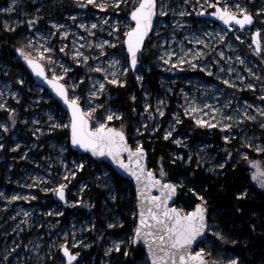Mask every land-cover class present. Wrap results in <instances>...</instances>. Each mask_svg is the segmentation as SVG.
I'll return each mask as SVG.
<instances>
[{
	"label": "rangeland",
	"instance_id": "1",
	"mask_svg": "<svg viewBox=\"0 0 264 264\" xmlns=\"http://www.w3.org/2000/svg\"><path fill=\"white\" fill-rule=\"evenodd\" d=\"M69 1L77 9L66 11L63 17L49 12L51 4L44 0H17L16 4H13V0H9L5 10L15 14L13 20L16 23L21 21L25 23L39 15L40 19L35 27L28 25L26 38L29 40L34 36L35 41L29 45L31 51L26 52L33 58H38L35 49L44 46L53 49L51 55L56 63H46L49 76L52 77L53 69L56 74H60L63 68H67L68 73L63 81L68 85L73 83L78 85L77 88L70 90V95H79L85 108L96 107L93 126L95 127L97 121L112 112L118 114L117 118L107 123L109 126L119 128L122 120L119 114L122 112L105 107V100H107L105 95L108 85L112 84L110 82L112 76L109 73L116 72L122 80H127L128 72L132 71L129 68V56L124 39L128 30L134 26L130 20V13L138 0H125L119 8L107 9L97 8L95 4L83 6L87 4V0ZM107 2L111 3V0ZM217 2L222 5L224 3L233 6L247 5L254 14L256 9L264 8V0H213V6L208 7V12L214 10ZM161 3L168 14L161 15L158 10L153 36L140 57L139 68L134 72L137 77L144 78L152 69L160 73L158 89L142 84L144 79L137 78L143 88L139 117L133 120V136L137 144L142 142L140 136L147 130L153 133L154 128L156 130L163 128L164 134L169 130H173L174 133L177 128V117L173 114L178 113L179 120L182 115L189 116L184 111L189 104L207 113L204 116L205 119L217 116L216 113L211 112V107H220L226 116H233L237 110L245 107L244 101H248L249 113L258 115L251 105L264 104V101L260 99L264 95V87H262L264 85L262 69L264 53L258 55L256 51H253L252 33L257 27H261V41L264 45V20L257 16V24L253 29L240 30L235 27L229 32L219 23L200 17L199 6L201 4L206 6L207 0H161ZM193 4L196 5L195 8ZM181 12L186 14L181 16ZM105 20L108 22L104 23ZM53 21L63 27L57 29ZM81 23H87L89 26L96 23L98 27L91 29L90 32L88 29L80 28ZM117 23L118 29L114 27ZM66 30L69 31L67 37L62 35ZM221 33L225 34L226 38ZM238 36L241 38L238 39ZM105 40L112 41L115 46L108 44L103 50L100 49L97 45ZM165 40L168 41L167 44H164ZM197 40L207 43H197ZM89 45L92 46L89 47ZM188 49H192V52L188 53ZM166 50L177 54L171 57L172 63L168 62ZM201 50L204 55H197ZM75 51H83L84 55L91 59L86 63L77 64L73 58ZM220 52H224V55L221 56ZM192 55H197L195 61L189 59ZM161 57L164 59H160ZM179 57H183L188 62L176 65L175 62ZM241 57L245 61L243 64L239 62ZM114 58L120 60L121 64L116 68H110L109 61ZM97 65L107 68L108 72L96 71ZM205 68H208V71H205ZM249 68L261 79L254 78L248 72ZM124 69L128 71L125 73ZM195 71L203 72L211 79H205ZM240 76L247 79L241 80ZM20 79L24 80V84L19 83L21 85L19 87L15 82H19ZM225 79L240 87L225 84L223 82ZM100 82L105 83L103 94L89 96L90 92L96 90L93 84L98 87ZM248 83H255L256 89H249ZM0 88L4 89L0 103L7 105L6 108H0L2 112L0 124H9L8 131L0 128V143L5 145L4 149L0 150V160H3L8 168L6 180L8 185L11 184L2 191L4 201L0 204V249L3 251L5 264H66L60 252V245L65 240L74 253L79 252L80 256L83 255L77 264H110L109 258L112 255L121 250L126 252L131 247H128V241L131 240L134 232H113V230H119L124 224L119 204L130 195L124 192V190L128 191V188L125 184L119 186L109 169L103 168L98 172L95 187L89 184L88 179L76 181L78 177L76 175L70 178L66 189L69 203L55 200L56 193L46 192L44 189L55 188L59 183L66 182L63 178L67 172L72 170L78 174L79 169L75 166L86 162L84 153L76 151V153H70L66 141L49 137L53 132L65 128L56 127L57 123L67 125L70 118L63 108L61 110L51 103V98L54 97L48 90L38 86L35 80L28 79L24 72H20L17 78L14 77L9 66L4 63H0ZM10 92L19 93L20 99L17 100L15 96L9 95ZM244 92H248L255 100L243 95ZM161 100L164 104L158 105V101ZM229 103L232 105L231 108L226 106ZM146 104L152 105L148 111L145 110ZM206 104L211 107H205ZM100 105L103 107H99ZM157 107L164 111V115L160 116L157 113L153 119L149 113L155 112ZM169 107L173 110L167 114ZM11 108L16 109L14 126L12 125L13 113L9 110ZM164 117H166L165 123ZM189 117L196 123V114ZM217 118L219 119L218 116ZM261 122L260 120L245 121L237 124L233 121L234 126L231 129L217 127L224 130L225 135L233 137L228 142L237 139L239 141L237 146L244 148L242 151L244 153L247 149L254 151L247 147L245 140L257 146L264 144V129L260 127ZM145 125H147L146 128ZM41 129L42 132L39 131ZM176 139H182L180 146L188 150L189 157L195 156L197 161L203 165L209 164L211 169H220L218 165L223 162L215 160L206 144L195 146L188 144L184 137ZM17 143L21 145L20 148L15 147ZM253 160L260 161L264 166V157L253 158L248 154L246 164L250 169L251 179L252 173L256 170L255 165L251 163ZM252 181L259 186L256 180L252 179ZM84 185H87V188ZM12 196H19L20 199L12 200L10 199ZM113 196L116 199H113ZM74 200H82L83 203L73 205L71 201ZM67 211H69L68 214ZM55 213H62V215ZM110 224L115 227H109ZM120 241L125 243L117 251L113 245ZM203 247L210 250V258L223 257V253H216L212 238L207 239ZM109 248H112L111 252L108 251ZM233 256H235L233 252H228L223 258L228 259Z\"/></svg>",
	"mask_w": 264,
	"mask_h": 264
},
{
	"label": "snow or ice",
	"instance_id": "2",
	"mask_svg": "<svg viewBox=\"0 0 264 264\" xmlns=\"http://www.w3.org/2000/svg\"><path fill=\"white\" fill-rule=\"evenodd\" d=\"M17 0H13V4H16ZM125 0H111V3H108L107 0H87V4L83 6H87L89 4H95L97 8L107 9L109 7L119 8L121 4H123ZM194 8L195 4L192 5ZM213 6V0H207V5L201 4L199 6V13L205 14L208 11V7ZM214 7L216 11L212 12V16L218 17L222 20L228 27H234L238 25L240 28H243L247 25H253L256 21V17L260 16L262 20H264V8L256 9V13L254 14L252 11L248 9L247 5L235 4L229 5L224 3L223 5L219 2L215 3ZM158 10L161 15H167L168 12L162 6L161 0H138L136 6L131 11V17L135 21V26L131 27L128 32L125 34L127 39L125 43L127 44V54L130 56L129 68L136 69L137 65L140 63V57L143 55L145 38L148 36L149 32L152 31L153 28V19L157 16ZM39 11V10H37ZM185 12H181L180 15H185ZM190 15L191 13H187ZM39 15L33 17L32 20H29L28 23L35 27L36 23L39 22ZM75 19V17H73ZM108 21L105 20L104 23ZM20 23H23L21 21ZM57 29L62 28L63 26L60 24H56L55 21L52 22ZM6 27L9 25L6 23ZM80 28L88 29L91 32V29H95L98 27L96 23H92L90 26L87 23H81ZM115 28H119V24H115ZM9 30L14 31V27H9ZM63 36L67 37L69 35V31H63ZM95 35V33H92ZM222 36L226 38V35L221 33ZM262 35V28L257 27L254 33L256 37V45L253 51H256L258 55L264 53V45H262L260 37ZM240 39L241 37H237ZM47 39V37H45ZM35 41V37L33 36L28 40V44H33ZM197 43H207L206 41L197 40ZM168 41L165 40L164 44H167ZM111 44L113 47L115 44L112 41L105 40L99 45H97L100 49H104L105 45ZM92 45H89L91 47ZM66 47V46H65ZM231 47V45H229ZM38 54V58H33L32 55L25 51L22 47L18 51H20L23 55V58L28 62L29 65L36 71V73L42 77H44L48 83L54 88L56 93L62 97L65 102L71 107V115L72 118L67 125L64 124H56V127H68L71 130V143L75 145H80L85 149H90L96 155H105L108 154L115 161V163L122 168L126 169L129 173H131L138 185H140V212H139V223L134 230L133 236L130 241H128V247L132 244H137L141 240L147 243L148 253L150 254V264H242L241 257L239 255H235L231 258L224 259L221 257L220 259H214L211 257V252L206 247H199L198 242H201L205 237L206 233H212L214 238H218L219 241L225 243H231L236 245L241 243L240 240L236 238L230 237L222 228L214 227L209 222V213L206 207V200L200 194L196 193V195L202 201L201 204L197 205L196 208L192 211H185L183 208L176 207L174 197L177 195L178 188L183 187V183H174L170 179H166L167 173L163 170V166L161 165L160 173L157 175L156 171L153 169H149L146 166V155L147 152L143 147L142 142L137 144V147L133 149L131 145L128 144V138L126 133L122 128L117 129L116 127H110L108 125V121H112L117 118L116 113L109 112L105 117L101 120L97 121L96 126L92 127V121L95 119L96 107L89 106L85 108L81 104V97L79 95L72 94L70 96V90L78 87L76 83L68 85L63 81L64 76L67 75L68 69L63 68V71L60 74H56L55 69L52 70L53 75L49 78L46 63H56L53 56L51 55L53 49L44 46L42 48L35 49ZM192 49H188V53H191ZM165 55L168 57V62L172 63L171 57L176 56L175 52H168L166 50ZM197 55L203 56L204 52L201 50ZM197 55H192L189 57L190 60L195 61L197 59ZM220 55L223 56L224 52H220ZM73 58L77 64L86 63L91 57L85 56L83 51H75L73 52ZM160 59H164L161 57ZM231 59V57H229ZM183 57H179L176 60V65H183L187 63ZM241 64L245 63L244 59L241 57ZM121 61L118 59H113L109 61L110 68H116L120 66ZM194 67L198 65H193ZM63 67V66H62ZM96 71L100 72H108L107 68L101 67L97 65ZM208 71V68L204 69ZM125 73L128 69L123 70ZM232 71V69H229ZM248 72L256 79H261V77H257L255 72H252V69L249 68ZM112 76L111 83L120 85L126 84V79H121L120 75L116 72L109 73ZM139 80H143V76L137 77ZM83 79V78H81ZM239 79L246 80L247 78L244 76H240ZM225 84H232L233 87L239 88L238 84H234L232 81L225 79L223 81ZM20 84H24V80H19ZM93 87L96 89L89 93V96H98L103 94V90L105 89V83L100 82L98 87L96 84H93ZM247 87L249 89H256L257 85L255 83H248ZM264 87V85H262ZM4 95V89L0 88V97ZM9 95L15 96L17 100L20 99L19 93L10 92ZM147 95V93H146ZM136 97L132 96V100H135ZM262 101H264V95L260 97ZM245 107L243 109L237 110V113L233 116H226L223 110L220 107H211L210 105H205V107H211V112L216 113L217 116H212L210 119H205L204 116L207 113H203L202 109L193 104H189L188 107L184 109L185 113L189 116H193L196 114V123L198 125H203L206 127H222L224 129H231L233 125V121L237 122V124L245 121H253L256 122L258 120L262 121L260 123V127L264 129V104L260 106L251 105L252 108H255V112L258 115L250 114L247 110L248 101L243 102ZM164 101H158V105H163ZM228 108H231L232 105L229 103L226 105ZM7 105L5 103H0V108H6ZM99 107H103L100 105ZM152 108L151 104L145 105V110L148 111ZM11 113H13L12 125H15V113L16 109H9ZM160 116L164 115V111L157 107L155 112L149 113L151 117L154 119L156 114ZM174 116L177 117L176 123H180L179 114L174 113ZM52 119V117H49ZM119 118H123V114H119ZM210 120L212 122H210ZM39 123V121H36ZM147 125H145V128ZM0 128L4 131L9 130V124H0ZM50 131L52 129H49ZM156 129L154 128L153 131ZM39 131H43L42 129ZM139 131V129H137ZM173 130H169L165 133V139L172 137ZM233 137L230 135H225L223 139L225 141H230ZM182 139H176L175 143L181 144ZM245 143L248 148L254 149V151L259 153H264V144L257 146L255 143L250 142L249 140H245ZM5 145L0 143V150L4 149ZM16 148H20L21 145L17 143L15 145ZM125 153L129 155V159L125 160ZM27 156V153H25ZM243 156L245 159L248 158V153L244 152ZM183 159V156L180 157ZM229 158H231V153H229ZM189 162H191V157L188 158ZM226 163V161H225ZM253 165H255L256 170L252 173V179L256 180L261 188H264V166H262L260 161H251ZM225 164L221 163L218 165L219 168H224ZM77 169L82 170L85 165L84 162L79 163L75 166ZM199 167V164L197 165ZM77 175L76 171L69 170L67 174L64 176L63 183H59L55 188H45L46 192H55L65 203H69L66 195V189L68 187V182H70V178H74ZM39 179V177H37ZM47 179V177H45ZM87 188V185H84ZM154 188L159 189V194H152L151 190ZM195 192V189H192ZM241 197L246 196L247 192H241L239 194ZM116 199L115 196L112 197ZM10 199L16 200L20 199L19 196H12ZM145 202H148L147 204ZM171 202V204L169 203ZM73 205L83 203L82 200H74L71 201ZM91 206V205H90ZM242 211V210H240ZM52 214L51 212L49 213ZM56 215H62V213H55ZM135 216L136 213H133ZM109 227H115V225H109ZM255 229V225L251 226ZM67 236V233H65ZM82 243V242H78ZM125 242L120 241L116 242L113 247L119 251L121 246L124 245ZM196 244L198 246V250H193V245ZM90 246V245H86ZM64 254L67 257V264H72L73 261L77 259L80 255L79 252H73L69 246L67 240L60 245ZM109 252L112 251V248L108 249ZM128 253L126 252L125 255Z\"/></svg>",
	"mask_w": 264,
	"mask_h": 264
},
{
	"label": "trees",
	"instance_id": "3",
	"mask_svg": "<svg viewBox=\"0 0 264 264\" xmlns=\"http://www.w3.org/2000/svg\"><path fill=\"white\" fill-rule=\"evenodd\" d=\"M44 2L50 3L49 12L59 15V17H63L67 13L66 11L70 9H77L71 5L69 0H44ZM8 3L9 0H0V63L7 64L14 77L17 78L20 72H24L28 79L34 80L22 53L18 51L22 47L25 51H31L26 38L29 23L28 21H25V23L14 22L13 17L15 14L5 10ZM135 6L136 4L133 5V8ZM46 13L48 14V12ZM6 23L9 27H14L15 30H9V27L5 26ZM152 36L153 33L151 38ZM150 41L151 39L146 42V45ZM262 69L264 74V65ZM195 73L200 74L205 79H211L203 72L195 71ZM127 75L126 84L108 85L105 95L107 99L105 100V107H111L122 112L123 118L120 121L119 128L126 130L130 143L135 147L137 141L133 136V120L139 117L138 112L143 101V88L134 72L130 70ZM159 78V71L152 69L145 75L142 84H146L152 89H158ZM15 84L21 86L19 82H15ZM243 95L254 99L248 92H244ZM132 96H135L136 99L132 100ZM51 99V103L62 110L58 100ZM172 110L173 108L169 107L167 114L171 113ZM180 121V123H177V128L172 137L167 139H165L163 128L155 130L153 133L147 130L146 133L141 134L142 144L148 150L150 168L159 175L162 165L163 170L167 173L166 179H170L177 184L183 183V187L179 188L176 200L178 207L183 208L185 211H192L202 202L196 195V193H200L207 202L210 224L222 228L230 237L241 241V243L233 245L221 242L218 238H214L212 233H208L205 239H213L216 253H223L224 257L228 252H233L241 257L242 264H264V188H260L252 181L250 169L246 164L247 159L244 158L242 153L244 148L237 146V142H239L237 139H233L232 142L225 141L223 137L226 132L218 127L198 126L191 117L186 115H182ZM69 133V128L65 127L53 132L49 137L66 141L70 153H76L70 147ZM177 137H184L187 139L188 144L195 146L206 144L215 160L225 164L224 168L211 169L209 164L203 165L197 161L195 156L191 157V162H189L188 150L175 143ZM247 152L253 158L264 157L262 153L254 152L251 149H247ZM229 153H231V158H229ZM83 156L86 158L85 167L79 170L76 181L88 179L89 184L95 187L98 172L103 168H108L115 182L119 186L125 184L128 191L124 190V192L130 193L119 204V211L124 219V224L119 230H113V232H134L137 223V212L133 184L117 174L107 162L96 161L88 154ZM181 156H183V159L180 158ZM198 164L199 167H197ZM7 175L8 168L3 160H0V204L4 201L2 191L11 185H8ZM192 189H195V192ZM245 191L247 195L241 197L239 194ZM68 213L69 211H67ZM133 213H136V215L134 216ZM252 225H255V229L251 227ZM205 239L199 247L206 245ZM223 250L224 252H222ZM126 252L127 255H125ZM126 252L121 250L112 255L109 258L110 264H149L142 246L132 244ZM80 257L82 258L83 255ZM4 261V254L0 249V263L5 264Z\"/></svg>",
	"mask_w": 264,
	"mask_h": 264
},
{
	"label": "water",
	"instance_id": "4",
	"mask_svg": "<svg viewBox=\"0 0 264 264\" xmlns=\"http://www.w3.org/2000/svg\"><path fill=\"white\" fill-rule=\"evenodd\" d=\"M131 11H132V10H131ZM214 11H216V8H215V7H214V10H213V11H211V12H208V11H207V13H205V14H199V15H200V17H202V18H208V19H211L212 21H215V22L219 23L222 27H224L225 29H227L229 32L233 31L235 27L238 28V29H240V30L253 29V28L256 26V24H257V20H256V21L254 22V26H253V25H247V26H245V27H243V28H240L238 25H235L234 27H231V28H230V27H228V25H226V24H225L222 20H220L218 17H216V16H212V15H211V13L214 12ZM157 17H158V13H157V16L154 17V19H153V28H152V31L149 32L148 36L145 38V45H146V42L151 38V35H152L153 30H154V27H155V23H156ZM130 20L134 23V26H135V21L132 19V17H131V13H130ZM134 26H133V27H134ZM254 33H255V31L252 33V44H253V46H254V48H255V45H256V37L254 36ZM126 39H127V37H126V35H125L124 45H125L126 52H127V44L125 43ZM260 40H261V37H260ZM261 43H262V41H261ZM145 45H144V47H145ZM128 56H129V55H128ZM24 60H25V59H24ZM129 61H130V56H129ZM25 62H26V64H27L28 69L30 70V72H31V74H32V77L34 78V80L36 81V83L38 84V86H40V87H42V88L48 90V91L50 92V94H51L56 100H58V102L60 103L61 107H62V108L64 109V111L68 114V116H69V118H70V120H71V118H72V115H71V107L65 102V100H64L62 97H60V96L56 93V91L54 90V88L48 83V81H47L44 77L38 75V74L36 73V71L31 67V65L28 64V62H27L26 60H25ZM139 66H140V63L137 65V68L134 69V70L132 69V71L135 72V71L139 68ZM46 70H47V69H46ZM47 73H48V72H47ZM48 76H49V74H48ZM49 78H51V77L49 76ZM62 82H64V81H62ZM64 83H65V82H64ZM70 96H71V95H70ZM81 104H82V103H81ZM82 105H83V104H82ZM92 127H93V122H92ZM110 127H115V126L110 125ZM116 128H117V129H120V128H118V127H116ZM69 132H70V133H69V143H70V147L72 148V150H74V151H76V152H80V153L88 154L89 156H91V157H92L94 160H96V161H99V162H107V163L112 167V169H114V170L116 171L117 174H119L122 178H125L126 180H128L129 182H131V183L133 184V186H134V188H135V194H136V212H137V223H136V227H137V225H138V223H139V212H140V200H141V197H140V185H138V183H137L135 177H134L131 173H129L126 169H124V168H122L121 166L117 165V164L115 163V161L111 158L110 155H108V154H105V155H102V156H101V155H96V154L93 153L90 149H85V148H83V147L80 146V145L72 144V143H71V130H70V128H69ZM124 132L126 133L127 138H128V134H127V132H126L125 130H124ZM128 144L131 145V147H132L133 149L136 148V147H134V146L130 143L129 139H128ZM143 147H144V146H143ZM144 148H145V147H144ZM145 150H146V152H147V155H146V158H145V159H146V166H147V168L151 169L150 166H149V155H148V150H147V148H145ZM124 155H125V160L127 161V160L129 159V155H128L127 153H125ZM172 182H174V181H172ZM174 183H176V182H174ZM151 192H152V194H154V195H158V194H159V189H158V188H154V189L151 190ZM178 194H179V188H178V191H177V195L173 198L174 201H175V206H176V207H178V206L176 205V200H177ZM56 198H57L58 200L64 202V201H63L58 195H57ZM145 203L147 204L148 202H145ZM169 203L171 204V202H169ZM201 203H202V202H201ZM201 203H199V204H201ZM199 204H198V205H199ZM206 207H207V209H208V206H207V205H206ZM195 208H196V207H195ZM195 208H194V209H195ZM194 209H193V210H194ZM208 213H209V210H208ZM207 234H208V233H206V235H205V237L202 239V241L206 238ZM202 241H201V242H202ZM201 242H198V246L201 244ZM134 245H139V246H142V247H143V249L145 250L146 256H147V258H148L149 264H150V254L148 253L147 243H146L145 241L141 240L139 243L134 244ZM198 246H197L196 244H194V245H193V250H196ZM70 249H71V248H70ZM60 252H61L62 256L65 258V260H66V264H67V257H66V255L64 254L62 248H61V251H60ZM79 258H80V255L77 257V259H76L75 261L72 262V264H77L78 261H79Z\"/></svg>",
	"mask_w": 264,
	"mask_h": 264
}]
</instances>
